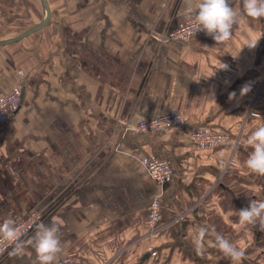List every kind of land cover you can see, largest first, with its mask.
I'll return each mask as SVG.
<instances>
[{
    "label": "crops",
    "instance_id": "obj_1",
    "mask_svg": "<svg viewBox=\"0 0 264 264\" xmlns=\"http://www.w3.org/2000/svg\"><path fill=\"white\" fill-rule=\"evenodd\" d=\"M49 1L46 26L0 46V98L24 83L19 109L0 123V224L45 210L42 224L60 227L54 264L69 253L88 264H234L212 232L245 253L240 264H264L256 227L239 223L249 200L232 189L250 172L246 138L264 122L257 110L260 118L246 127L256 88H264V18L243 16L217 45L207 35L161 39L187 20L184 0ZM232 6L243 11L242 0ZM41 10L43 19L44 4ZM244 86L250 90L241 96ZM168 112L184 115L178 129L125 130ZM205 127L243 132L238 174H227L225 185L232 149L194 142L191 132ZM145 156L168 160L171 179L154 181L139 161ZM155 199L165 221L183 218L148 236L143 221ZM201 228L208 230L203 238ZM36 230L23 255L0 264H34L27 241Z\"/></svg>",
    "mask_w": 264,
    "mask_h": 264
},
{
    "label": "clouds",
    "instance_id": "obj_2",
    "mask_svg": "<svg viewBox=\"0 0 264 264\" xmlns=\"http://www.w3.org/2000/svg\"><path fill=\"white\" fill-rule=\"evenodd\" d=\"M187 9L186 18L195 29V33L203 31L210 36L217 45L229 41L234 26H238L243 16L253 19L264 18V0H242L243 11L238 12L232 6V0H184ZM256 46V42L248 45ZM227 65L221 63L220 69H227ZM250 88L244 86L240 95H245ZM235 93L229 95V99L235 97ZM253 115H258L253 113ZM244 147L252 149L245 165L247 169L258 176H264V126L257 127L247 136ZM223 167V166H222ZM239 223L244 226L257 227L264 231V200H250L248 205L239 210ZM59 222L54 221L50 226L40 224L32 238L27 243L35 251L34 264H54L61 253V240L59 236ZM200 237L208 234L206 228L199 230ZM214 246L234 264H240L245 253L232 242L219 233L212 232ZM22 233L12 223L0 224V243L13 245L10 255H23L25 242L21 240ZM200 251L199 247L197 249Z\"/></svg>",
    "mask_w": 264,
    "mask_h": 264
},
{
    "label": "built area",
    "instance_id": "obj_3",
    "mask_svg": "<svg viewBox=\"0 0 264 264\" xmlns=\"http://www.w3.org/2000/svg\"><path fill=\"white\" fill-rule=\"evenodd\" d=\"M195 29L187 19L182 25L168 30L161 37L167 41H187L198 36L206 35L203 31L195 33ZM22 80L25 73L21 70ZM24 83L20 82L15 85L7 94L0 98V123L5 122L19 109ZM253 115V113H252ZM257 116V115H255ZM184 121V115L181 112H168L148 119H141L135 125L127 126L125 130H133L137 133L160 132L178 129ZM235 135V134H234ZM192 140L198 144L209 146L229 145L231 154L225 164V171L229 166H240L235 160L237 146L240 142V134L233 136L231 132L216 131L212 128L205 127L192 131L190 134ZM140 163L150 175V177L159 184L169 181L173 175V169L169 161L157 156H145L140 158ZM49 213L45 210H33L20 218L14 225L21 231V240L24 241L29 235L42 224ZM182 215L174 220L165 221L160 200H153L146 209V216L143 224L146 229V235L153 236L162 229L166 228L169 223L179 221ZM13 245L0 243V258H4L13 251ZM155 257L156 251H151ZM57 264H88L87 260L80 254L69 253L65 255Z\"/></svg>",
    "mask_w": 264,
    "mask_h": 264
},
{
    "label": "rangeland",
    "instance_id": "obj_4",
    "mask_svg": "<svg viewBox=\"0 0 264 264\" xmlns=\"http://www.w3.org/2000/svg\"><path fill=\"white\" fill-rule=\"evenodd\" d=\"M42 6V0H0V39L20 34L34 24L40 22L42 20L41 18L43 17V13L41 10ZM257 25L259 26L261 24ZM263 49L264 41L261 46V55H259L260 60L262 61H264ZM251 117L252 115H250L249 118ZM255 118L259 119L260 117ZM259 120L261 121V119ZM231 133L232 135H234V132ZM239 154L241 155V151ZM251 179L252 181H255V178ZM240 190V187H236L234 189L235 192H238ZM251 194L253 196L254 193L251 192L250 195Z\"/></svg>",
    "mask_w": 264,
    "mask_h": 264
},
{
    "label": "trees",
    "instance_id": "obj_5",
    "mask_svg": "<svg viewBox=\"0 0 264 264\" xmlns=\"http://www.w3.org/2000/svg\"><path fill=\"white\" fill-rule=\"evenodd\" d=\"M263 51H264V49H263ZM257 90H258V88H256V91ZM261 106H262L261 109H263V110L260 109ZM257 110H260L261 112L264 113V88L263 87H261L259 89V91L257 93V96H256V99H255V103L252 105V112H255V113L259 114ZM255 117H257V116H255ZM255 117L252 116L251 118H249L247 120L248 121L247 122L248 125H246V127L251 125V124H249V121H250V119L255 118ZM259 126H264L263 119L261 120V123H259V124L256 123V125L252 127L253 128L252 131H254ZM233 136H236V135H233ZM242 137H243V132H242V135H241V138H240V142H239V144L237 146V150H236V154H235V160H236V162L238 164H239V161H240V158H241L239 153H240V147L242 145V140H243ZM230 148H231V146H230ZM237 168H238L237 166H229L226 169V171L224 172L223 177L221 179L222 183L224 185L227 184V182L225 181V176L227 174H229L231 171H232V174H238L236 172V170H235ZM240 176H242V177H240ZM251 178H255V181H252ZM236 186L240 187V189H241L239 191V201H241L242 199L245 200V201L247 199L249 201L253 200V199H255V200H264L263 199L264 198V176H258L256 174L251 173V172H249V174L247 175L246 172H244L243 175H239L237 177V181H236V183L235 182L233 183L232 189H234ZM218 188L221 189V187H219V186H218ZM251 192L254 193L253 197H252V194L250 195ZM246 193L248 194V196H247ZM242 194H245V196L243 198L241 197ZM254 232L256 234V239L258 241H261L259 244L260 245H264V231H261V230H259L256 227Z\"/></svg>",
    "mask_w": 264,
    "mask_h": 264
},
{
    "label": "water",
    "instance_id": "obj_6",
    "mask_svg": "<svg viewBox=\"0 0 264 264\" xmlns=\"http://www.w3.org/2000/svg\"><path fill=\"white\" fill-rule=\"evenodd\" d=\"M42 2L46 8L45 17L40 22L34 24L33 26H31L30 28L26 29L25 31H23L22 33H20L16 36L6 38V39H0V46L11 44V43L17 42L19 40H22L25 37L37 32L38 30H40L41 28H43L44 26H46L50 22L51 17H52V7L50 4V1L49 0H42ZM23 96H24V92L22 93L21 102H22ZM148 256H149V254H147L146 257H148ZM146 257H144V258H146Z\"/></svg>",
    "mask_w": 264,
    "mask_h": 264
}]
</instances>
